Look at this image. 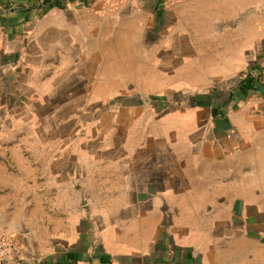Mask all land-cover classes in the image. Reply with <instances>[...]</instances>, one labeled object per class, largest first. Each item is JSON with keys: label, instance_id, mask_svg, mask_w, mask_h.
<instances>
[{"label": "crops", "instance_id": "0c3cea01", "mask_svg": "<svg viewBox=\"0 0 264 264\" xmlns=\"http://www.w3.org/2000/svg\"><path fill=\"white\" fill-rule=\"evenodd\" d=\"M263 70L264 0H0V95L68 128L0 152V264H264Z\"/></svg>", "mask_w": 264, "mask_h": 264}, {"label": "rangeland", "instance_id": "374dc122", "mask_svg": "<svg viewBox=\"0 0 264 264\" xmlns=\"http://www.w3.org/2000/svg\"><path fill=\"white\" fill-rule=\"evenodd\" d=\"M15 87L16 90H11L7 94H4V92H2L0 95V152H2V150L5 148L17 147L21 150V155L28 162L36 163L37 161H44L43 163H49L51 157L50 147H55L52 149H59L61 146H63V148L65 149L68 145V138L66 136L67 133L65 135L61 134V132H65L66 130H68L66 126L67 122L65 121V119H58L56 115H54V112L52 116V114H50V107H36L34 92L32 96H29L30 92L28 90H23V88H20L17 85ZM239 88L242 87H238V89ZM233 92V89L226 84H221L217 89L213 90L212 93L210 92V95H213V97H210V99L215 100V108L219 111L217 114L221 115L222 118L225 117V104L228 102L229 95ZM186 94L188 93H182L181 95L185 101ZM147 96H149L147 98L154 100L164 98L166 95L152 93ZM169 99L172 100L171 98H166L165 100L169 101ZM20 102L29 104L27 106H23V104L21 105ZM98 109V107L87 108L89 113H95ZM41 111L48 112L46 116H43ZM161 112L162 113L160 114H167L168 110L167 108L163 107L161 108ZM79 125L80 130L81 128L82 130L88 131L98 130V122L76 123L74 125V128L77 129ZM107 125V130H110V124ZM71 129L73 130L72 126ZM112 129L115 130L114 128ZM52 131L59 132V135L50 137ZM77 135L78 132L75 133V137ZM78 140V145H82V137H80L79 139L76 138L74 141V145H77ZM44 147L47 148V151H45L44 149V151L41 153L43 155L38 154ZM45 152L47 153L44 154ZM13 156L14 155H12L10 159L11 163L14 161H12ZM43 175L44 176H42V178L46 177V174L43 173ZM50 176L51 170L48 173L49 178Z\"/></svg>", "mask_w": 264, "mask_h": 264}, {"label": "built area", "instance_id": "2783aa9c", "mask_svg": "<svg viewBox=\"0 0 264 264\" xmlns=\"http://www.w3.org/2000/svg\"><path fill=\"white\" fill-rule=\"evenodd\" d=\"M248 75H252V76H248ZM262 75L264 76V70L261 73V75L260 73L259 74L258 73L257 74H254V73L245 74L244 76L241 77V80L237 85H235L236 83L229 84V85L233 87L235 86L239 87L242 81H245L246 84H249V82L251 81L253 77H260ZM14 249H15V246L12 241H10L9 239L5 237L0 236V262H4L6 259H8L13 254Z\"/></svg>", "mask_w": 264, "mask_h": 264}, {"label": "trees", "instance_id": "16d2710c", "mask_svg": "<svg viewBox=\"0 0 264 264\" xmlns=\"http://www.w3.org/2000/svg\"><path fill=\"white\" fill-rule=\"evenodd\" d=\"M261 75V74H260ZM248 76H252V75H248ZM263 79V75L260 77H253L251 79V81L249 82V84H246L245 81H242L239 85V87H242L244 94H247L248 90L251 89V87L255 84H259L260 81Z\"/></svg>", "mask_w": 264, "mask_h": 264}]
</instances>
